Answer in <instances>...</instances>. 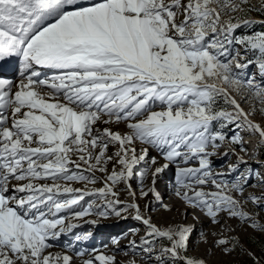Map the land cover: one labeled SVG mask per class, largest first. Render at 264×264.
Here are the masks:
<instances>
[{"label": "snow or ice", "instance_id": "snow-or-ice-1", "mask_svg": "<svg viewBox=\"0 0 264 264\" xmlns=\"http://www.w3.org/2000/svg\"><path fill=\"white\" fill-rule=\"evenodd\" d=\"M252 11L264 15V4L0 0V61H19L18 79H0V264H73L67 252L51 250L78 227L71 221L128 210L147 228L141 245L133 240L129 247L151 257L154 245L164 242L156 264H209L205 256L213 250L224 257L246 253L251 264H264V246L257 255L235 234L243 225L264 233L258 219L264 170H254L246 159L257 150L264 154V120L252 119L257 112L264 117V31L236 35L264 25L248 18ZM249 66L256 67L259 81L256 74L235 71ZM250 100L253 107L246 111L242 103ZM242 133L257 137L253 152ZM149 148L165 161L154 170ZM221 149L224 157L236 156L227 172L212 170L211 158ZM194 161L197 166H191ZM157 163L150 158L151 166ZM171 164L175 197L212 226L201 235L209 245L205 256L190 254L193 225L158 226L135 200L119 198L120 184L136 197L130 181L138 175L140 196L160 200L156 177ZM241 165L247 167L242 171ZM98 180L102 187L87 188ZM76 182L85 187H73ZM85 196L99 197L103 205L75 211ZM97 262L117 264L115 256L96 249L82 260Z\"/></svg>", "mask_w": 264, "mask_h": 264}, {"label": "rangeland", "instance_id": "rangeland-1", "mask_svg": "<svg viewBox=\"0 0 264 264\" xmlns=\"http://www.w3.org/2000/svg\"><path fill=\"white\" fill-rule=\"evenodd\" d=\"M249 3L256 7H260L262 4H264V0H249ZM236 15H240V13H236ZM248 18H251L253 20H264V15L252 11L248 13ZM253 31H264V25L256 24L249 29L241 28L240 30L237 31L236 35H242L245 34L246 32L250 33ZM235 47L238 48L241 51V53H243V49L240 48L239 45H236ZM235 71L238 74L246 77L256 74V79L258 81L261 79L257 74L256 67L254 66H249L247 69H243V70L235 69ZM0 79H5V78L0 77ZM16 79H18V77H16L15 80ZM220 106L222 107L223 104L221 103ZM255 106L259 108L261 105L257 101L255 102ZM242 107H244L246 111H250L251 108L253 107V101L250 100L242 103ZM252 119L256 120L257 122H260L264 120V117H261V115L257 112V114L254 115ZM119 130L126 131L123 125L120 126ZM251 138H254V135ZM137 147L139 148L138 142H137ZM111 151H115V149L113 148L111 149ZM149 152H151L148 161L150 170H154V167L157 166L160 167L165 163L163 157L156 149L149 148ZM237 152H239V149H237ZM222 153H223V149H221L220 154L211 158L212 170L215 172H227L228 165L236 162V159L233 157V155L224 157ZM259 154L262 155V157L259 158ZM154 156L158 158L157 160L158 163L155 166H151L150 158ZM263 156L264 154H262L259 150H257L254 157L252 158L246 157V159L248 160V165H250L254 170H264V168H262V161L264 162ZM142 166L143 165L138 166V168L136 169L137 173L139 171V168ZM191 166H197L196 162L194 161ZM245 167H247V165H241V170L243 171ZM109 168H111V165H109ZM227 178L231 180L233 176L230 175ZM150 180H151V176L149 174V176L143 181V183L145 184L148 181L150 183ZM130 183L132 186V190L134 192L136 191V197L135 198L131 197L129 192L126 190L125 186L123 184H120L122 185V187L117 186V191L120 194L119 198L121 199V201L124 202H133V200H135L136 203L139 202L140 204L142 203V207H140L142 214L145 216H150L152 218V222L156 223L158 226H164L170 223L172 224L182 223V224H191L195 227V229H197L198 226L204 223L202 227L203 228L202 231L196 230L193 233V236L191 238L192 246L190 248V254L197 256H205V249L208 248L209 245L201 241V234H206L210 229H212V226L207 223L206 219L203 216H201L199 213L195 212L194 210L188 208L187 205H185L182 201H180L178 198L175 197L174 195L176 189L175 164L169 165L168 168L164 169L156 177V182H155L156 190H160L163 193H165V195L162 196L160 200H157V202L154 196H150L148 198L140 196L142 183L138 175L134 176V178L130 181ZM254 183L255 180H253V184ZM79 184L82 183L76 182L73 183L72 186L75 185L77 186ZM248 191L258 192L259 189L249 188ZM89 204H92L94 206L103 205V200L96 196L88 197V198L85 196L84 199L80 201L78 205L73 206V209L75 211H80L83 208H86ZM164 205H168L169 207L166 209ZM118 207H122V205ZM249 207H251V205H249ZM62 214L68 215L67 213H62ZM134 214L135 213L133 210H128L127 212H124L122 216L109 214L107 218H105V217H100L96 215L95 212H93L91 215L86 216L79 221L73 220L71 221L72 223L80 224L81 226L78 225V227L72 229L71 232L62 234L58 240L53 242L54 247L51 250L53 252H67L69 255L73 256V264H82V260L89 258V255L91 254L93 249L104 252L107 255L110 254L115 256L117 264H131V262L133 261H135V264H156L155 256L158 253L160 244L164 243L163 241L158 242L154 245V251L151 254V257H149L146 253H144L141 250V247H136L135 249L129 247L130 241L133 240L137 242V245H141L140 238L143 237L147 231L146 226L143 225L141 221H139L140 224L136 226L137 229L135 230V232L124 235L123 233L124 228L122 227V222L128 221L130 219L133 220ZM190 214L191 215L193 214L195 219L191 218ZM258 219H260L261 222H264V211H260V215ZM90 221H95V223H91ZM230 223L233 224L232 221H230ZM84 234H90L87 240L81 239L77 241L75 239L76 235L83 236ZM235 234L241 237V241L246 249L255 251L257 255H260L261 247L264 246V233H260L248 226L244 228L242 226ZM133 236H135L134 237L135 239H131ZM105 238L108 239L106 242L103 240ZM113 238H118L119 240L118 245L113 243ZM78 251H85L86 255L83 258L78 257L75 255L76 252ZM120 255H124V256L129 255L132 256V258H130L128 261H124V259H119ZM205 258L209 261V264H217V262L221 260H230L235 262V264H251V261L249 257L246 255V253H234L230 257H224L218 251H212V253L210 255L205 256Z\"/></svg>", "mask_w": 264, "mask_h": 264}, {"label": "bare ground", "instance_id": "bare-ground-1", "mask_svg": "<svg viewBox=\"0 0 264 264\" xmlns=\"http://www.w3.org/2000/svg\"><path fill=\"white\" fill-rule=\"evenodd\" d=\"M0 76H4L5 77V79H11V80H15V78L16 77H18V73H16L15 71H13V72H11L10 74H8V75H0ZM244 135V138H245V140L250 144L251 142H252V139L253 138H251V137H253V135H248V134H243ZM251 138H249V137ZM248 149H249V147H248ZM251 152H253V151H251ZM150 153L151 152H149V156H150ZM155 157V156H154ZM233 157L236 159V156L235 155H233ZM156 159L158 160V158L156 157ZM263 162V161H262ZM158 167V166H157ZM96 175L98 176V177H100V176H102V174L101 173H99V172H97L96 173ZM149 183V181L148 182H146L145 184H148ZM102 186V180H98L97 181V183L96 184H88L87 185V188L89 189V190H91V189H94V188H98V187H101ZM119 187H122V185H118ZM73 187H79V188H84L85 187V185L82 183V184H79V185H75V186H73ZM159 193H160V196L162 197V196H164L165 195V193H163L162 191H160V190H157ZM136 192V191H135ZM150 196H153L152 194H150L148 197H150ZM87 198L88 197H93V196H86ZM148 197H146V198H148ZM156 202H157V200H156ZM150 203V202H149ZM152 203V202H151ZM138 204H140V202L138 203ZM140 207H142V203L140 204ZM77 208H79V207H77ZM190 217L191 218H193V219H195V217H194V215L192 214H190ZM121 219V218H120ZM123 220V219H122ZM233 222V224H235L236 223V221H232ZM138 224H140L139 223V220H136V219H130V220H128V221H125V222H122V227L124 228L123 229V233H124V235H127L128 233H132V232H135V230L137 229L136 228V226H138ZM204 224V223H203ZM203 224H201L200 226H198L197 227V229H195V230H203ZM80 225V224H79ZM81 226V225H80ZM247 225H243V228L244 227H246ZM212 229H210L206 234H208L210 231H211ZM205 234V235H206ZM202 235V234H201ZM121 236H123V235H121ZM120 236V237H121ZM135 236H133L131 239H135L134 238ZM105 242L108 240L107 238H105V239H103ZM192 241V240H191ZM201 241H202V239H201ZM209 242H211V237H209ZM194 243V242H193ZM118 248H120V247H118ZM124 248V247H123ZM136 251V250H135ZM213 251H216V250H213ZM130 252V251H129ZM134 252V251H133ZM108 255H110V254H108ZM130 258H132V256H124V255H120V257H119V259H124V261H128ZM137 262H138V260H137Z\"/></svg>", "mask_w": 264, "mask_h": 264}]
</instances>
